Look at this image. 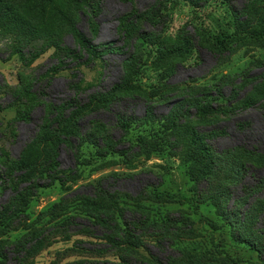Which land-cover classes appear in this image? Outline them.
I'll return each instance as SVG.
<instances>
[{"label": "rangeland", "instance_id": "1", "mask_svg": "<svg viewBox=\"0 0 264 264\" xmlns=\"http://www.w3.org/2000/svg\"><path fill=\"white\" fill-rule=\"evenodd\" d=\"M227 1L195 8L181 0H87L79 12L72 0H0V264H119L122 256L156 264L149 253L164 264H262L233 234L262 250L264 85L258 96L255 83L241 80L264 71V1ZM72 22L102 60L82 52L80 65L70 57L80 48ZM28 51L43 53L34 61ZM217 89L234 113L201 115ZM94 95L106 107L92 103ZM248 97L254 106H245ZM69 113L68 124L94 145L62 148L64 173L31 193L55 159L41 136L56 137L48 128ZM199 133L214 137L210 168L191 159ZM66 194L61 210L64 220L76 218L75 235L50 232L61 219L48 212ZM115 211L134 220L124 230L138 237L126 253L99 220ZM144 214L150 221L139 225Z\"/></svg>", "mask_w": 264, "mask_h": 264}, {"label": "trees", "instance_id": "2", "mask_svg": "<svg viewBox=\"0 0 264 264\" xmlns=\"http://www.w3.org/2000/svg\"><path fill=\"white\" fill-rule=\"evenodd\" d=\"M44 1H48V0H44ZM165 2H170V0H164ZM183 2H186L188 4H190L192 7L198 8V7H202V5H206L207 2H209V0H181ZM226 2H228L227 0H224ZM264 1V0H263ZM74 8L76 11H82V6L81 5H87V0H72ZM89 8L90 5L88 6ZM9 10V9H8ZM258 10H263L264 8L263 6L258 7ZM6 17L8 18V20H10L11 22L14 23V21H16L17 19H19L16 15L11 14L9 17L6 15ZM243 23H245V25H247V20H243ZM72 29L70 30V33H72L75 38L78 40V44H79V50L78 51H69L70 53V57L74 59V61L78 64H85L86 60H82V52H85V54H87V56L92 55L93 58H97L102 60L103 57L101 56H96L97 52H95V50H93L92 46L89 44V42L86 41V39L84 38V35L79 31V29H77V27L75 26V24L72 22L71 24ZM24 33L26 35H30L29 32L26 30L24 31ZM264 36V27L261 33ZM136 40L140 41L142 40L141 35L138 34L136 35ZM53 47L55 46L54 44H51ZM110 48H104L103 51L104 52H109ZM102 51V52H103ZM29 53H32L31 51H28ZM16 54H18L23 60L27 61L28 57L26 56V54L22 51V50H17L15 52ZM43 52H38V53H32V60H36L40 57V55ZM31 61V60H30ZM264 67V66H263ZM244 80H243V79ZM241 79L242 82H247L250 81V83H255V85L252 88V91L255 92L258 96H261L263 93L258 92V87L261 85H264V71L258 75V76H243ZM78 85V84H77ZM27 95L29 96H33L34 93L27 91L26 92ZM209 98H211L214 101V106H210L209 108H202L199 113L203 116H208L212 113H222L225 115H229V114H233L234 113V109L231 105L232 100L229 97H226L223 92L222 89H217V93L216 94H211L209 95ZM250 97H248V99H246L243 103L245 104L246 107H251L254 106V102ZM92 103H94L97 106L102 105L103 107H106L107 103V99L103 98L98 100L96 95H94L92 97ZM224 104V106L227 104V107L223 109L224 106H222ZM87 105H84L83 107H87ZM223 109V110H222ZM73 113V112H72ZM72 113H69L67 115H64L62 117H60V119H56V125L52 128H48L49 133L53 134L56 133L57 136L52 138L50 135H48V133L42 134L41 139L47 144V146H49L52 150L55 151V159L52 161H50L49 163L46 164V166L43 168V170L41 171V175L38 177L37 181H33L32 179V183L30 185V187L28 188L29 191L31 193H35V191L37 189L40 188H44V187H48L51 186L53 184V182H55L56 180H58V178L55 177V175L57 173H64V171L62 172V170L60 169V162H59V157H60V153L62 148H66L69 151H73L76 150V152H79V150L81 149V147L84 144H93L94 143H90L86 138H82L81 136H79L78 132H76V130H74L75 127H71L68 123L71 121L72 119ZM246 124H243V126H245ZM47 126H44L43 129H45ZM223 133V132H222ZM214 138L210 133H199L194 137L193 143H194V147H195V154L192 156V161L195 162H203L205 161V167L206 168H210L211 165H213L215 163V153H214V149L209 145L208 140ZM98 148H100L99 145H96ZM262 161H263V166H264V155H262ZM73 171V170H71ZM54 177V178H53ZM59 181H62L61 179H59ZM31 195V194H30ZM33 195V194H32ZM68 195L66 194L63 196V198L61 199V201L57 204H55L50 210H49V215H51L53 218L55 219H61L60 223H58L57 225H55L50 232L52 231H59L62 234H73L74 233H78L77 230L78 226L77 223L75 221V217H71L68 220H64L66 219V215L65 213H62L63 211L61 210L62 204L64 202H66L68 200ZM168 198L171 199H177V200H188L190 201L189 197H187L186 195L180 194V193H168L167 194ZM195 208L198 210L200 207V204L198 202L194 203ZM115 210V209H114ZM20 212L22 210H19ZM15 212L18 213V210L15 209ZM116 213H110L109 215H103L102 217L99 218L101 223H106L107 226L110 227V232H106V234H108V236H111L112 234H119V237H114L111 239L112 242H115L117 244V251L119 252H129L125 250L126 246L132 247V242L137 241V234L135 235L133 232H128L126 233V230L128 227H131V225H133V219L128 221L126 220L127 218V212H122L120 213L119 211H115ZM118 214V216H117ZM226 215V214H224ZM89 218H94L92 216H89ZM225 220L227 221V225L231 226V222L229 221V217H224ZM203 221L209 225L211 228L213 229H217L219 226L216 224V222L212 221L211 219H209L208 217L202 216ZM139 225H144L147 222L150 221V218L147 215H140L139 217ZM98 225V224H96ZM81 227V226H80ZM172 231V230H171ZM114 232V233H112ZM142 233V232H141ZM139 235V234H138ZM163 235H165V233H163ZM233 238L236 242L238 243H243V244H247L250 247L256 249L259 259L261 261L262 264H264V239L261 240V245H262V250L259 248V246L255 245L253 242L248 241L246 239H243L239 233H234L233 234ZM169 245L173 246L174 243L172 241H169ZM132 249V248H131ZM148 250V249H147ZM149 251V250H148ZM130 252H133L136 255L137 260H141V261H145L147 262V259H145L144 256L139 255L136 252V248L134 246V248L132 250H130ZM150 252V251H149ZM149 261H152L153 259H155L156 264H164L162 262H160L158 259L155 258L154 255H152L151 253H149ZM119 264H127V262L130 260L126 259L125 257H119ZM208 263L209 264H237V261L231 260L229 258H209L208 259ZM170 264V263H168Z\"/></svg>", "mask_w": 264, "mask_h": 264}]
</instances>
